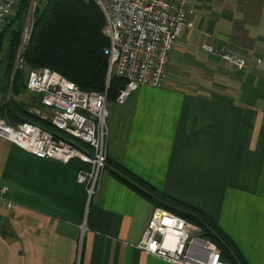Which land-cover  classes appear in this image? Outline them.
I'll return each mask as SVG.
<instances>
[{
  "label": "crops",
  "instance_id": "0c3cea01",
  "mask_svg": "<svg viewBox=\"0 0 264 264\" xmlns=\"http://www.w3.org/2000/svg\"><path fill=\"white\" fill-rule=\"evenodd\" d=\"M193 7L165 86L108 101V166L85 221L75 181L85 163L39 159L0 138V188L12 204L0 201V264H171L136 248L156 205L117 179L112 163L204 211L246 264H264V71L254 65L264 61V0ZM203 40L246 55V67L203 52ZM32 94L17 99L37 106Z\"/></svg>",
  "mask_w": 264,
  "mask_h": 264
},
{
  "label": "built area",
  "instance_id": "2783aa9c",
  "mask_svg": "<svg viewBox=\"0 0 264 264\" xmlns=\"http://www.w3.org/2000/svg\"><path fill=\"white\" fill-rule=\"evenodd\" d=\"M48 0H28L27 14L43 8ZM92 1L102 12L103 33L108 39L107 75L103 91L81 89L59 72L48 68L27 69L22 53L24 35L17 50L15 68L26 70V89L40 95V103L31 108L40 121L8 122L0 116V138L39 159L66 164L78 159L75 181L85 192L84 219L92 198L101 189L103 172L108 166L109 111L113 100L122 104L140 86L162 88L166 84L170 55L183 30L193 28L190 16L193 0H85ZM20 0H0V33L6 19ZM207 34L205 33V37ZM26 37V38H25ZM207 54H215L229 67L244 69L247 56L235 49L214 48L201 43ZM254 65L264 71V61ZM124 79L114 99L107 90L112 76ZM7 187L0 188V201L6 207ZM81 232L85 229L81 225ZM82 235V234H81ZM81 237V236H80ZM136 248L171 264H231L221 256L220 248L202 235V228L164 207L155 206L142 231Z\"/></svg>",
  "mask_w": 264,
  "mask_h": 264
},
{
  "label": "trees",
  "instance_id": "16d2710c",
  "mask_svg": "<svg viewBox=\"0 0 264 264\" xmlns=\"http://www.w3.org/2000/svg\"><path fill=\"white\" fill-rule=\"evenodd\" d=\"M28 0H20L18 7L9 16L2 29L1 37L10 30L15 21L21 20ZM29 38L24 45L22 57L27 69L51 68L81 89L103 91L107 75L108 39L103 33L104 18L102 12L92 1L85 0H48L45 6L34 14ZM20 30L12 29L8 59L15 58ZM204 41V40H203ZM201 47V46H200ZM11 63L7 67H11ZM24 77V79H23ZM26 70L15 72L12 87L15 95L26 90ZM124 85V79L112 76L107 95L114 99ZM36 94V93H35ZM36 105L40 95L36 94ZM33 105L18 104L15 100L0 101V116L8 122L30 120L42 122L31 111ZM108 163V162H107ZM118 171L113 175L127 184L135 192L155 202L181 217L198 224L202 235L211 239L220 248L221 256L231 264H246L233 241L216 225L204 211L174 200L165 194L154 193L152 187L133 172L123 166L113 164Z\"/></svg>",
  "mask_w": 264,
  "mask_h": 264
},
{
  "label": "rangeland",
  "instance_id": "374dc122",
  "mask_svg": "<svg viewBox=\"0 0 264 264\" xmlns=\"http://www.w3.org/2000/svg\"><path fill=\"white\" fill-rule=\"evenodd\" d=\"M34 14H35V11L33 13V17H32V13L27 14V7H26L24 16H22L21 20L15 21L14 24H12V27L10 28V30L4 35V37L3 36L1 37V34H0V101L12 99V100H15L16 103L21 105L23 104L25 100L17 99L18 97H22L20 95L23 94V96L25 95L28 97V95L31 96L33 95L32 93H34L26 89V91L28 92L21 91L20 94L15 95L14 89L12 87L13 77L15 75V72L17 71V68H15V62H16L18 46L20 42H24L22 38L24 35H27L26 33L29 30V26L32 22L31 20H34L35 18ZM12 29L20 30V33H19V40H18L16 53H15V58H13L12 60H9L8 59V46H9V40H10V35H11L10 33ZM28 38H29V35H28ZM10 63L12 64L11 67L10 66L7 67V65ZM144 227L142 228V230L144 229Z\"/></svg>",
  "mask_w": 264,
  "mask_h": 264
}]
</instances>
